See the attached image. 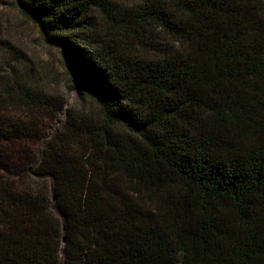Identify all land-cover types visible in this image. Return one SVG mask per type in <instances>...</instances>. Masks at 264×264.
I'll list each match as a JSON object with an SVG mask.
<instances>
[{"label":"trees","instance_id":"16d2710c","mask_svg":"<svg viewBox=\"0 0 264 264\" xmlns=\"http://www.w3.org/2000/svg\"><path fill=\"white\" fill-rule=\"evenodd\" d=\"M21 5L99 105L69 141L164 191V227L44 145L56 101L1 75L0 264H264V0Z\"/></svg>","mask_w":264,"mask_h":264},{"label":"rangeland","instance_id":"374dc122","mask_svg":"<svg viewBox=\"0 0 264 264\" xmlns=\"http://www.w3.org/2000/svg\"><path fill=\"white\" fill-rule=\"evenodd\" d=\"M25 13L21 0H0V77L10 74L22 86L25 84L30 90L42 92L56 101L54 110L59 108L55 115L57 118L47 121L42 133L45 141L42 143L46 145L54 141L55 144H64L68 158L76 157L79 164L84 162L92 185L104 182V194L112 193L115 199L123 197L131 200L156 226L163 228L161 211L165 207L164 191L140 185L120 172L104 176L102 169L90 166L94 159L89 146H74L69 141V132L76 125L86 120L98 122L99 105L94 97L83 90L74 68L68 65L71 58L69 51L59 39L44 32L34 17H28ZM76 59L85 64L90 56L79 54ZM17 110L20 112L23 108L14 109L18 113ZM111 203L114 207L118 206L117 200ZM172 249L179 257L180 252L173 243Z\"/></svg>","mask_w":264,"mask_h":264}]
</instances>
